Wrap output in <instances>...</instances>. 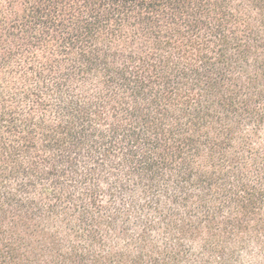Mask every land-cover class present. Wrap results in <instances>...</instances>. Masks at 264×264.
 <instances>
[{"label":"trees","instance_id":"obj_1","mask_svg":"<svg viewBox=\"0 0 264 264\" xmlns=\"http://www.w3.org/2000/svg\"><path fill=\"white\" fill-rule=\"evenodd\" d=\"M0 264H264V0H0Z\"/></svg>","mask_w":264,"mask_h":264}]
</instances>
